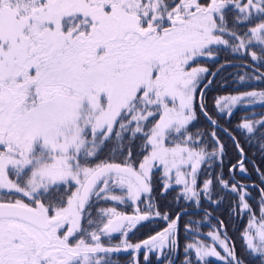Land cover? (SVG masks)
<instances>
[{
    "label": "snow or ice",
    "instance_id": "6c2138e0",
    "mask_svg": "<svg viewBox=\"0 0 264 264\" xmlns=\"http://www.w3.org/2000/svg\"><path fill=\"white\" fill-rule=\"evenodd\" d=\"M222 52L242 63H219ZM249 59L264 67V0H0V264H114L120 253L139 264L141 251L145 264H175L183 216L181 264H245L223 220L200 231L214 219L205 205L228 195L229 216L247 217L243 255L264 264V172L253 208L233 134L264 153V115L229 130L207 99L233 67L236 94L214 97L216 112L264 108V89L240 91L264 83V72L241 74ZM225 140L238 157L227 178ZM157 172L159 196L176 191L181 211L162 210Z\"/></svg>",
    "mask_w": 264,
    "mask_h": 264
},
{
    "label": "trees",
    "instance_id": "16d2710c",
    "mask_svg": "<svg viewBox=\"0 0 264 264\" xmlns=\"http://www.w3.org/2000/svg\"><path fill=\"white\" fill-rule=\"evenodd\" d=\"M225 61H229L230 63L238 62V64L242 63L239 60L233 59L231 55H228L222 52L219 55L218 62L224 63ZM247 62L249 64V67H245L243 71L241 72V74H243L244 72H248V73L255 75V74H258V72H264V67H260L257 72V65L252 63L250 59ZM203 65L209 66V64L206 62H203ZM211 70L212 71L216 70V65H212ZM239 71L241 70L238 68L228 67L226 68L225 71L220 72V74L216 76L214 83L212 84L211 88L209 89L207 93L208 109L210 113L213 115L214 118H217L220 120L221 127H227L229 130L234 129L235 126L244 117L251 118L255 114V118L259 119L261 115H264V108H261V107L254 108L252 110L237 108L234 110L233 114L230 117L226 113L222 115L218 114L216 110L213 108L212 101L214 97L229 95V94H236L233 91V89L238 87V85L232 82L235 77L234 75H230V74H235ZM239 87H240V91L262 90L264 89V83H261L259 81H254L251 84L239 86ZM196 127H200V128L206 127V125L203 122V118H201V120L196 123ZM193 130H195V128ZM233 134L237 135V138L240 140V143L243 146L247 154V162L245 166L248 169V175L245 177H241L240 175H237L236 179L239 180L241 183L247 184L249 186L256 185L255 188H250L253 199L249 201L252 204L253 208H255L256 201L259 198V191L261 187L259 180H258V173L257 171H255V169H259L260 172H264V153L259 151L257 147V142L255 140L253 141L252 146H249V144L246 143L245 140L242 137H240L238 133H233ZM225 142L228 144L229 149H228L227 156L224 158V167L222 171L225 175V178H227L229 175L228 173L229 165L235 164L238 157H237L235 150L231 146L232 142L229 140H225ZM215 171H221V169L216 168ZM201 179H203V177H201ZM158 180H159V173L157 172L153 176V184L155 188L154 195H156L157 198L160 200V203L162 205V210H163V206L167 205L168 207L172 209L173 213L179 212L182 209V207H184L185 202L183 201L175 202L173 200V197L176 195V191H169L167 196L160 197L159 196L160 186H159ZM234 200H235V197L228 195V196H225L224 203L221 204L218 208L208 207L207 205H205V207H207L208 212L211 213L214 219L210 221V224L208 226L202 227L200 231L202 233H206L210 230V225L218 224L217 219H215L216 217H218L219 220H223L225 224L227 225V234L231 237V240L235 245L237 254L241 257V259L245 260V264H248V258L243 255V247H242V242L240 240V232L243 229L244 224L247 221V217L245 216L244 220L241 221L238 217L229 216V208ZM101 206H108V205H101ZM118 210H122L127 213L133 212V208L130 205H121L119 206ZM203 215L204 213L203 211H201L198 215H195L192 218L195 220H202ZM187 219H188V216H183L180 221L179 249H178L177 259H176L175 264H181V261L184 259V252H183L184 246L186 243L190 242L191 240L190 236L186 239V234H185L184 222ZM162 226L163 225L160 223L145 224L143 226H140L137 230H135L132 234H130L129 238L131 242L133 243L139 242L147 238L149 235L153 234L154 231L159 230ZM112 243L113 244L118 243V237L114 239ZM130 256L131 254L129 253H123V254L120 253L118 259L114 258V264H129V261L131 260ZM193 258H194V254H193ZM138 260H139V264H145L143 251H141L138 254ZM148 264H157V259L155 255L150 254V260ZM210 264H217V262L214 259H212L210 261Z\"/></svg>",
    "mask_w": 264,
    "mask_h": 264
},
{
    "label": "rangeland",
    "instance_id": "374dc122",
    "mask_svg": "<svg viewBox=\"0 0 264 264\" xmlns=\"http://www.w3.org/2000/svg\"><path fill=\"white\" fill-rule=\"evenodd\" d=\"M203 62H204V61H201L202 65H203ZM203 66H204V65H203ZM120 211H122V210H120ZM206 233H207V232H206ZM206 233H204V234H206ZM217 250L221 252V255H223V251H222L221 249L217 248ZM137 256H138V254H137Z\"/></svg>",
    "mask_w": 264,
    "mask_h": 264
},
{
    "label": "water",
    "instance_id": "95a60500",
    "mask_svg": "<svg viewBox=\"0 0 264 264\" xmlns=\"http://www.w3.org/2000/svg\"><path fill=\"white\" fill-rule=\"evenodd\" d=\"M232 64H238V62H232ZM254 69V68H253ZM215 71V70H214ZM189 212H191V209H187ZM181 211V210H180ZM127 214H132V213H127Z\"/></svg>",
    "mask_w": 264,
    "mask_h": 264
},
{
    "label": "flooded vegetation",
    "instance_id": "af4514ba",
    "mask_svg": "<svg viewBox=\"0 0 264 264\" xmlns=\"http://www.w3.org/2000/svg\"><path fill=\"white\" fill-rule=\"evenodd\" d=\"M146 239V238H145ZM121 254H123V253H121ZM139 254V253H138ZM130 259H132V255L130 256Z\"/></svg>",
    "mask_w": 264,
    "mask_h": 264
}]
</instances>
